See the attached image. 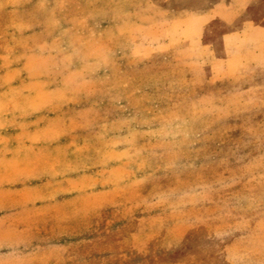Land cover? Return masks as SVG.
<instances>
[{"label": "rangeland", "instance_id": "374dc122", "mask_svg": "<svg viewBox=\"0 0 264 264\" xmlns=\"http://www.w3.org/2000/svg\"><path fill=\"white\" fill-rule=\"evenodd\" d=\"M185 4L0 0V264H264V0Z\"/></svg>", "mask_w": 264, "mask_h": 264}, {"label": "crops", "instance_id": "0c3cea01", "mask_svg": "<svg viewBox=\"0 0 264 264\" xmlns=\"http://www.w3.org/2000/svg\"><path fill=\"white\" fill-rule=\"evenodd\" d=\"M186 4L179 10L196 12V17L211 16L214 20H219L224 25L240 20L245 16L247 10L256 0H180ZM210 17V18H211ZM257 30L255 23L250 20H242L235 30L227 31L220 35L214 42L207 46L211 52L212 63L210 71L212 74H224L227 60L235 58L239 54V41L251 35ZM263 30V29H261ZM219 48L222 55L217 56L215 51ZM216 49V50H215ZM209 60V59H208ZM207 60V62H208Z\"/></svg>", "mask_w": 264, "mask_h": 264}]
</instances>
